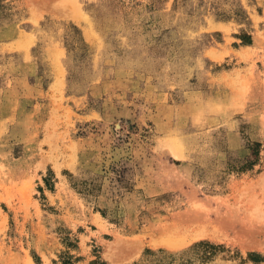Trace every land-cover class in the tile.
<instances>
[{
    "label": "rangeland",
    "instance_id": "374dc122",
    "mask_svg": "<svg viewBox=\"0 0 264 264\" xmlns=\"http://www.w3.org/2000/svg\"><path fill=\"white\" fill-rule=\"evenodd\" d=\"M0 264H264V0H0Z\"/></svg>",
    "mask_w": 264,
    "mask_h": 264
},
{
    "label": "bare ground",
    "instance_id": "6f19581e",
    "mask_svg": "<svg viewBox=\"0 0 264 264\" xmlns=\"http://www.w3.org/2000/svg\"><path fill=\"white\" fill-rule=\"evenodd\" d=\"M217 214L218 213H213L209 210L193 209L192 207V209L186 212L185 222L184 219L182 222L184 226L192 227L191 229L195 231L192 238H214L216 237V233L211 232L209 227L215 224Z\"/></svg>",
    "mask_w": 264,
    "mask_h": 264
},
{
    "label": "trees",
    "instance_id": "16d2710c",
    "mask_svg": "<svg viewBox=\"0 0 264 264\" xmlns=\"http://www.w3.org/2000/svg\"><path fill=\"white\" fill-rule=\"evenodd\" d=\"M200 244H207V245H210L211 247H215L214 245H212V244H209V243H204V242H200V243H198L197 245H200ZM196 245V244H195ZM249 256H252V253L251 254H249Z\"/></svg>",
    "mask_w": 264,
    "mask_h": 264
}]
</instances>
